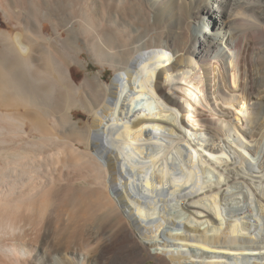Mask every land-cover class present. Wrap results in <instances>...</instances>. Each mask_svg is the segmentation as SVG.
<instances>
[{"label":"bare ground","instance_id":"obj_1","mask_svg":"<svg viewBox=\"0 0 264 264\" xmlns=\"http://www.w3.org/2000/svg\"><path fill=\"white\" fill-rule=\"evenodd\" d=\"M0 11V264H264V0Z\"/></svg>","mask_w":264,"mask_h":264},{"label":"rangeland","instance_id":"obj_2","mask_svg":"<svg viewBox=\"0 0 264 264\" xmlns=\"http://www.w3.org/2000/svg\"><path fill=\"white\" fill-rule=\"evenodd\" d=\"M212 2L213 3H216V1H212ZM214 13L217 16L218 12L216 11ZM3 16H4L3 13L0 11V25L3 24V22H2V17ZM45 27H46V30L51 29L50 22L49 21H45ZM15 32H19L23 36V34H24V26L23 25H20V26L19 25H16L14 27V33ZM152 36H154V35L152 34ZM71 62H72L71 63L72 71L69 73V74H71L70 75V78H71V80H73V83L76 86H78V87H81L84 84V82H85V80L87 78H92L99 71H102L103 72L102 78L108 84H114L116 82V80L118 79V77H119L118 74L116 72H114L113 70H111L109 67H106L104 69L101 65H99V63H97V61L92 56V54L88 50H86V49L82 51V53L80 54V59L78 61L77 60H72ZM75 71H78V74L77 73H74ZM65 93H66V91H65ZM64 95L66 97V94H64ZM74 113H75V115H74L75 116V120H77V122L79 123L80 127H83L86 124V122L90 119V117L88 115V110L85 109L82 105H79L75 109V112ZM51 146L52 145H47L43 149L41 148L42 150H44L43 151V156H40L41 158L43 157V161H45L44 159L46 157H47V159L49 158L46 155L47 152H50L51 151L53 153L54 150L52 149L53 147L51 148ZM37 151H38V153L41 152L39 150H37ZM50 209H51V207H49L47 210L49 211ZM42 214L44 216V213H42ZM187 215H190V214H187ZM263 221L264 220H262V222ZM154 261H155L154 259H149L147 261V264H150V263H152ZM41 264H44V262H42Z\"/></svg>","mask_w":264,"mask_h":264}]
</instances>
